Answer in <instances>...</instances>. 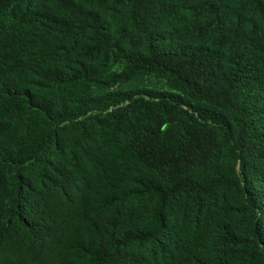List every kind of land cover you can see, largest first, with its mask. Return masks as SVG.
Masks as SVG:
<instances>
[{"label":"trees","instance_id":"trees-1","mask_svg":"<svg viewBox=\"0 0 264 264\" xmlns=\"http://www.w3.org/2000/svg\"><path fill=\"white\" fill-rule=\"evenodd\" d=\"M0 264H264V0H0Z\"/></svg>","mask_w":264,"mask_h":264}]
</instances>
